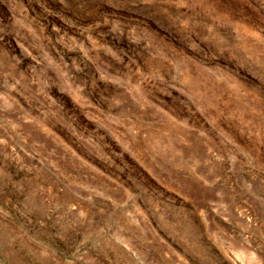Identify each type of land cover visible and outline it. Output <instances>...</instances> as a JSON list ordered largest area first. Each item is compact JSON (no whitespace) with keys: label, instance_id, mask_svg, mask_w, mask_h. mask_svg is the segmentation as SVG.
<instances>
[{"label":"rangeland","instance_id":"rangeland-1","mask_svg":"<svg viewBox=\"0 0 264 264\" xmlns=\"http://www.w3.org/2000/svg\"><path fill=\"white\" fill-rule=\"evenodd\" d=\"M0 264H264V0H0Z\"/></svg>","mask_w":264,"mask_h":264}]
</instances>
